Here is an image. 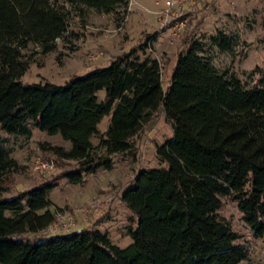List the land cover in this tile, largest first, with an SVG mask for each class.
Returning <instances> with one entry per match:
<instances>
[{
	"label": "trees",
	"instance_id": "trees-1",
	"mask_svg": "<svg viewBox=\"0 0 264 264\" xmlns=\"http://www.w3.org/2000/svg\"><path fill=\"white\" fill-rule=\"evenodd\" d=\"M127 4L0 0V129L59 133L68 145L42 142L41 147L59 161L75 162L2 195L18 162L0 137V264H237L248 249L218 213L223 196L235 201L250 233L264 241V71L246 84L228 68L216 69L193 41L177 53L167 87L158 58L135 48L62 84L19 79L28 67L21 48L29 42L49 48L64 37L70 10L112 11L119 26ZM220 34L219 47L229 49ZM161 108L172 135L155 143V152L166 165L138 168L121 195L137 215L135 227L127 228L131 242L119 245L106 229L93 226L25 234L55 218L47 195L60 179L82 183L85 173L110 168L112 155L130 152L134 136Z\"/></svg>",
	"mask_w": 264,
	"mask_h": 264
},
{
	"label": "rangeland",
	"instance_id": "rangeland-1",
	"mask_svg": "<svg viewBox=\"0 0 264 264\" xmlns=\"http://www.w3.org/2000/svg\"><path fill=\"white\" fill-rule=\"evenodd\" d=\"M164 4L165 0H128L119 27L116 13L112 11L100 12L91 7L81 11L70 10L64 37L56 39L49 48L34 42L21 48L28 67L19 79L26 84L39 81L62 84L72 75H83L108 64L118 53L135 48L141 55L144 52L158 58L162 85L167 87L177 53L193 41L200 46L199 53L207 57L216 69L228 68L246 84L252 83L264 71V0H196L185 4L184 10L176 11L177 15L161 24L160 10ZM178 18H183L182 25H175ZM220 31L229 41V49L219 47ZM149 35L152 36L150 44L141 50L140 43ZM171 135V124L161 108L134 136L135 146L130 152L112 155L110 168L99 166L85 173L82 183L62 178L48 191V205L54 210L55 218L73 215V224L45 226L25 234L41 236L84 226H99L108 231L111 241L119 245L131 242L127 228L129 225L135 227L137 215L123 201L122 192L133 182L138 168L166 165L158 159L155 143H161ZM0 137L18 162L17 168L10 171L6 180L8 189L2 195H12L75 163L72 159L59 161L56 155L41 147L42 142L45 145H68V140L59 133H48L36 127H31L29 134L0 129ZM98 139V135L92 137L94 143ZM37 156L53 157V165L33 168ZM92 200L100 201L96 208H80ZM218 213L241 234L238 240L248 249L247 256L237 264H264L260 239L250 233L235 201L223 196Z\"/></svg>",
	"mask_w": 264,
	"mask_h": 264
},
{
	"label": "built area",
	"instance_id": "built-area-1",
	"mask_svg": "<svg viewBox=\"0 0 264 264\" xmlns=\"http://www.w3.org/2000/svg\"><path fill=\"white\" fill-rule=\"evenodd\" d=\"M196 0H165V4L163 8L160 10V18H161V24L166 23L167 21L171 20V18L175 15H177L176 11H182L186 8L185 4L187 3H192ZM183 24V18H178L175 20V25H182ZM120 26V25H119ZM118 26V27H119ZM152 40V36H150L147 39V44H150ZM101 53V50L100 52ZM53 157H41L37 156L34 159L33 162V168H48L53 165ZM100 203L99 200H92L90 201L86 206L80 207L81 209L85 210L88 208V206L96 208L97 205ZM74 223V217L73 215H68V217L62 218V219H56L54 218L51 222L47 224L48 226L51 227H57L58 224H61L63 227L64 226H69L70 224ZM260 244L261 248L263 249L264 252V241L260 239Z\"/></svg>",
	"mask_w": 264,
	"mask_h": 264
},
{
	"label": "crops",
	"instance_id": "crops-1",
	"mask_svg": "<svg viewBox=\"0 0 264 264\" xmlns=\"http://www.w3.org/2000/svg\"><path fill=\"white\" fill-rule=\"evenodd\" d=\"M149 36H150V35H149ZM97 93H98L99 98H101V97L103 96V94H104V89H103V88H100V89L98 90ZM108 117H109V115L106 114V115H104V116L100 119L99 122L102 123V124H101L102 126H101L100 124H98L100 130H103V129L105 128V126H106V124H107ZM94 227H98V228H100L99 226H94Z\"/></svg>",
	"mask_w": 264,
	"mask_h": 264
}]
</instances>
